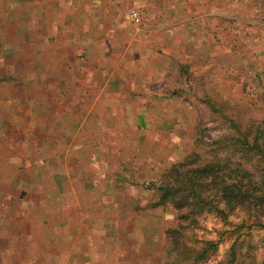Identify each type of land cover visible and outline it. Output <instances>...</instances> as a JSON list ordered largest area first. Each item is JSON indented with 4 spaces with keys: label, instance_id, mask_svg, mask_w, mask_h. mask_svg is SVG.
Listing matches in <instances>:
<instances>
[{
    "label": "rangeland",
    "instance_id": "obj_1",
    "mask_svg": "<svg viewBox=\"0 0 264 264\" xmlns=\"http://www.w3.org/2000/svg\"><path fill=\"white\" fill-rule=\"evenodd\" d=\"M187 5L188 37L182 29L176 46L162 37L156 51L141 44L145 59L115 46L122 25L104 28L97 18L78 45L57 40L64 52L53 46L54 70L0 77L1 191L17 199L1 206V224L18 249L42 243L40 202L64 205L48 214L67 218L52 234L76 236L70 250L74 239L53 241L68 249L47 254L61 264H264V210L187 216L160 203L162 175L217 166L244 150L238 131L264 152V0ZM145 19L128 24L142 28ZM252 154L244 167L255 172Z\"/></svg>",
    "mask_w": 264,
    "mask_h": 264
},
{
    "label": "crops",
    "instance_id": "obj_2",
    "mask_svg": "<svg viewBox=\"0 0 264 264\" xmlns=\"http://www.w3.org/2000/svg\"><path fill=\"white\" fill-rule=\"evenodd\" d=\"M187 3L189 0H0V77H6L10 72L54 70L55 66L52 64L50 68L49 65L53 46H55L53 53L64 52L62 47L56 48L57 40L58 46L61 41H64L65 45H78L80 42L78 36L82 29L86 32L97 29V18L104 28L113 29L116 24L122 25L121 29L124 33H121L120 42L115 43V46L123 50L127 56L134 57L133 60L145 59L140 52L141 44L150 46L156 51L154 44L161 45L160 38L161 41L163 38L173 41L176 46L177 40L180 39L177 36H182V29L188 37L187 32L190 29L194 7ZM143 5L147 6L145 13L139 10ZM122 11H139L142 13V18H146L147 15V20L143 21L142 28L131 26L128 21L121 22ZM82 13L84 20L81 24ZM187 14H190L189 18ZM134 25L139 26V24ZM129 33H133V36ZM75 34H77L76 38ZM164 59L169 60V57ZM53 60L52 58L51 62ZM161 60L159 59L158 62ZM156 72H162L161 63L157 65ZM5 102L7 100L0 99V105L7 104ZM11 198L13 202L17 201L16 198L1 191L0 180V208L2 205H9ZM37 203L34 204L39 228L36 236L42 243L36 248H29L27 244H23L24 246L18 249L17 234L3 229L0 212V264H61L59 260L47 258L49 251L63 253L70 250L76 242V236H73L71 231L64 230L57 234L49 231L67 222L66 217L59 219L56 217L54 220L52 216H48L50 210L56 212L62 208L61 206L64 208V205ZM42 226L44 230L41 229ZM69 238L74 241L67 250L65 246L57 245L56 248L52 245L55 240L63 245ZM29 249L35 252L34 257L28 254ZM17 253H20L19 257ZM73 261L67 260L62 264L77 263Z\"/></svg>",
    "mask_w": 264,
    "mask_h": 264
},
{
    "label": "trees",
    "instance_id": "obj_3",
    "mask_svg": "<svg viewBox=\"0 0 264 264\" xmlns=\"http://www.w3.org/2000/svg\"><path fill=\"white\" fill-rule=\"evenodd\" d=\"M235 141L243 142L235 153L231 150L217 166L210 162L204 167L187 169L183 173L170 169L162 175L157 185L161 204H172L176 209L186 210L187 216H194L204 211H214L226 215V210L234 208L264 210V152L241 132ZM258 156V168L255 172L245 169V159ZM176 176V177H175ZM172 181V183H171ZM213 195V199L211 198ZM224 206V208H220ZM208 247H213L209 243ZM206 251H204L205 255Z\"/></svg>",
    "mask_w": 264,
    "mask_h": 264
},
{
    "label": "built area",
    "instance_id": "obj_4",
    "mask_svg": "<svg viewBox=\"0 0 264 264\" xmlns=\"http://www.w3.org/2000/svg\"><path fill=\"white\" fill-rule=\"evenodd\" d=\"M124 17L128 22L138 24L141 19V13L139 11H126L124 12Z\"/></svg>",
    "mask_w": 264,
    "mask_h": 264
}]
</instances>
